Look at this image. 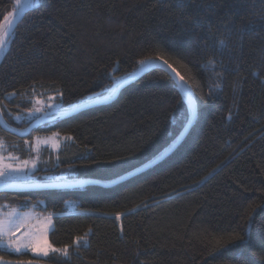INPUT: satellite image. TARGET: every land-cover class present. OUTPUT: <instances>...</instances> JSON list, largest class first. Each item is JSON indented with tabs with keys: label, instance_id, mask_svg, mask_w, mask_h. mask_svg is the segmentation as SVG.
Segmentation results:
<instances>
[{
	"label": "trees",
	"instance_id": "16d2710c",
	"mask_svg": "<svg viewBox=\"0 0 264 264\" xmlns=\"http://www.w3.org/2000/svg\"><path fill=\"white\" fill-rule=\"evenodd\" d=\"M24 1L0 0V41ZM38 2L31 0L0 54L6 126L24 132L40 118L110 100L27 137L0 127L9 159L28 161L27 145L36 138L63 140L58 151H43L32 175L42 184L110 183L179 142L192 112L164 68L139 75L111 100L122 81L148 65L171 64L197 117L165 160L116 186L0 194V209L51 217L49 242L60 250L40 259L0 249V260L264 264V0ZM50 99L65 111L18 122Z\"/></svg>",
	"mask_w": 264,
	"mask_h": 264
},
{
	"label": "rangeland",
	"instance_id": "374dc122",
	"mask_svg": "<svg viewBox=\"0 0 264 264\" xmlns=\"http://www.w3.org/2000/svg\"><path fill=\"white\" fill-rule=\"evenodd\" d=\"M20 2L21 0H18L17 6L20 5ZM38 3V0H34V4ZM4 29L2 30V33ZM8 46L6 47L5 51L7 50ZM2 56L0 55V60ZM34 109L36 110L28 112L19 117L17 119L18 122H31L37 119L40 114H47L51 112L62 113L65 111L60 106H56L54 101L51 99L48 101H37ZM62 142L63 140L57 136L51 137L49 139L47 137L36 138L34 143L27 145L31 150V158L27 161V164H25V161H21L14 156L11 157V159L4 156L5 151L2 149V146H0L2 149H0V168H4L6 171L9 168V171L12 173L11 176L7 175V178L9 179L7 182L42 184L40 180H37L32 175L36 174L37 170L39 169V162L42 158L43 151L47 148L49 150L50 147L52 150L58 151ZM5 161H7L8 167L5 165ZM53 226L54 222L51 217H40L39 214L33 211H21L11 207L1 208L0 249L15 254L30 253L33 257L40 259L46 258L42 254H38L37 252L33 251V248L36 246L47 248V246L50 244L49 234L52 231ZM16 247H20L19 252L15 251ZM51 253H53V251L49 249V255Z\"/></svg>",
	"mask_w": 264,
	"mask_h": 264
},
{
	"label": "water",
	"instance_id": "95a60500",
	"mask_svg": "<svg viewBox=\"0 0 264 264\" xmlns=\"http://www.w3.org/2000/svg\"><path fill=\"white\" fill-rule=\"evenodd\" d=\"M31 0H25L23 5L21 6L18 14L16 15V17L13 19L12 23L8 26L7 31L5 32V36L2 39V45H0V54L2 52V50L4 49L5 45L7 44V42L9 41V39L11 38V36L13 35L17 25L20 23V21L22 20V18L24 17L28 6L30 5ZM164 68L165 70H167L169 72V74L174 78V80L177 82V84L179 85V87L181 88L182 92L184 93V95L187 98V101L189 103L191 112H192V120L189 124V126L186 128V130L184 131V133L182 134L179 142L168 152L166 153L164 156L157 158L152 164L145 166L144 168H141L127 176H124L120 179L114 180L110 183H101V182H96V181H87V180H81V181H77V182H66V183H55V184H22V183H16V182H1L0 181V194L2 193H18V192H35V191H44V190H50V189H72V188H85V187H89V186H100L103 188H110L113 186H116L118 184H121L127 180H129L130 178H133L137 175H139L140 173L148 170L149 168L153 167L156 164H159L160 162H162L163 160H165L171 153H173V151L181 144V142L183 141V139L186 137V135L188 134V132L190 131V129L193 127V125L195 124L196 121V117H197V108H196V104L195 101L193 99L192 94L190 93L189 89L187 88V86L182 82V80L179 78V76L172 71L171 68L168 67V65H166L163 62H159V63H155V64H151L148 65L142 69H140L139 71H137L136 73L132 74L131 76H129L126 80L122 81L120 86L117 88L115 96L111 99L114 100L118 97L119 93L121 92V90L130 82H132L135 78H137L139 75H142L144 73H146L149 70H152L154 68ZM190 93V96H189ZM109 100V97H105L96 101H92L89 102L83 106H80L76 109H73L71 111H68L66 113H63L57 117H53V118H40L37 121H35L26 131L24 132H19L16 130H12L9 129L4 120L2 119L1 115H0V127L12 134L21 136V137H27L29 134H31V132L33 130H35L36 128L48 124V123H52L58 120H62V119H66L69 117H72L80 112H83L85 110H89L92 108H95L97 106H101L104 105L105 103H107ZM0 264H17L16 262H11V261H5V260H0ZM23 264H32V263H23Z\"/></svg>",
	"mask_w": 264,
	"mask_h": 264
},
{
	"label": "snow or ice",
	"instance_id": "6c2138e0",
	"mask_svg": "<svg viewBox=\"0 0 264 264\" xmlns=\"http://www.w3.org/2000/svg\"><path fill=\"white\" fill-rule=\"evenodd\" d=\"M220 44L223 46L224 41H220ZM0 45H2V41H0ZM164 62L167 64V61H164ZM143 63L144 62L141 61V64H143ZM168 67L171 68L173 72H175V69L172 68L171 64H168ZM180 79L183 80L184 78L180 77ZM97 95H99V94H97ZM189 96H190V93H189ZM37 111H39V110H37ZM54 135H58V134H54ZM68 139L70 140L72 138L68 137ZM25 164H27V161H25ZM4 175L11 176L12 173L11 172H7L4 168H0V176H4ZM117 218H119V215L117 216ZM253 221H254V217L250 218L249 219V225H251L253 223ZM78 240H79V238H78ZM49 249H51L53 252H59L60 251L59 249H52L50 244L47 246V248H41L39 246H36V247L33 248V251H35L38 254H42L43 256L47 257L49 255ZM15 251L19 252L20 251V247H16ZM65 255H67V250L66 249H65Z\"/></svg>",
	"mask_w": 264,
	"mask_h": 264
}]
</instances>
